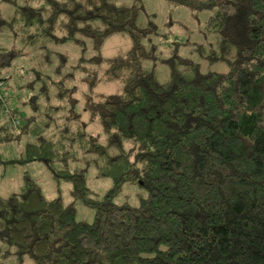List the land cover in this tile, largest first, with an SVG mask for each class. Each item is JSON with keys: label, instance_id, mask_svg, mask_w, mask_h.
Segmentation results:
<instances>
[{"label": "trees", "instance_id": "obj_1", "mask_svg": "<svg viewBox=\"0 0 264 264\" xmlns=\"http://www.w3.org/2000/svg\"><path fill=\"white\" fill-rule=\"evenodd\" d=\"M3 1L14 15L0 21V31L27 30L23 42L47 50L71 40L83 46L79 34L92 38L95 54L81 62L105 64L101 80L122 87L86 98L85 106L118 153L87 132L78 112L57 113L62 106L50 103V95L44 113L37 100L29 101L41 118L30 114L26 122L0 108V144L31 135L18 156L0 152V165L45 159L57 182H71L73 197L68 204L49 199L30 178L0 196V241L8 245L5 253L0 249V264L10 256L18 264L25 256L36 264H264V0H199L210 10L206 30L217 32L216 47L206 54L228 61L229 70L203 72L176 55L167 60L171 76L164 82L142 66L155 54L143 40L156 30L140 24L137 5ZM114 33L130 35L133 46L105 59L100 47ZM59 60L61 78L52 79L58 100L76 87L66 84L73 73L62 72L65 56ZM85 82L92 91L97 79ZM73 147L100 156L99 174L113 180L102 197L91 195L85 168L57 165ZM125 181L144 190L138 205L115 201ZM78 200L95 210L92 221L76 219Z\"/></svg>", "mask_w": 264, "mask_h": 264}, {"label": "rangeland", "instance_id": "obj_2", "mask_svg": "<svg viewBox=\"0 0 264 264\" xmlns=\"http://www.w3.org/2000/svg\"><path fill=\"white\" fill-rule=\"evenodd\" d=\"M82 1L87 2V0ZM17 2L35 4L36 0H17ZM118 2L128 6L137 5L140 24L146 26L152 23L155 26L156 31L150 35L151 41H149V38L143 40L148 48L154 47L155 54L153 57L143 60L142 66L154 71L160 82L166 81L171 76V67L167 60L176 55L199 63L203 72H228V61L223 59L211 60L206 54L209 53L210 49L216 47L217 32L206 30L205 26L210 10L201 6L199 0H118ZM13 8L10 3L0 0V21L13 17ZM22 33L27 34L28 31L17 30L16 33L10 29H1L0 31V47H7V49L0 48V108L10 109L20 119L19 121L26 122L24 117L27 115L35 114L40 117L38 112H35L28 104L29 101L36 102L37 100L41 105L40 111L44 113L45 106L49 104L46 96L50 95V103L62 106V110L55 111V113H69L72 118L78 115L76 114L78 112L81 119L86 122L87 132L94 134L100 143L107 145L109 152L118 153L120 150L118 147L109 145V134L101 120L94 118L85 108L87 105L86 98L92 100L94 98H104L119 91L122 87L120 82H104V80H101L105 64L81 62L83 56L91 57L95 54L93 39L79 34L78 37L82 39L83 44L85 43L83 46L71 40L50 44L49 50L42 46H37L35 49L23 42ZM32 38V36L31 38L27 36V42H30ZM38 42L43 43V40L39 39ZM132 46L133 40L130 35L114 33L107 36L103 41L100 52L106 59L122 55ZM48 52L52 53L48 54ZM60 54L66 58V66L63 67L62 72L73 73L70 77L71 80H68L66 84L68 87H76L72 90H66V92H69L65 93L67 97L58 100L55 99L58 86L53 83L52 79L59 80L61 78L58 72V69H60ZM46 55L47 60H45ZM49 76L51 77L49 78ZM95 79H97V84L95 83L91 87H94V89L89 91L90 86L85 81L91 82ZM12 109H17V112ZM4 114L0 111L1 118L4 117ZM5 120L6 118L3 121ZM30 136V134H27L22 136L21 140L2 142L0 152L3 157L18 156L25 143L31 139ZM70 142V139H68L67 143ZM129 147H131V144L125 143L127 151ZM131 158L133 161L134 155ZM100 162L99 155L78 147H73L65 160L56 161L59 167L67 164L66 167L71 170L85 168L87 184L93 197H102L113 185L110 176L99 174L98 163ZM26 178L35 181L49 199L60 196L66 204L73 201L71 182L67 180L57 182L45 159L9 164L6 167L0 165V196L9 195L14 190L19 189ZM143 193L144 190L137 182L125 181L120 192L115 196V201L138 205L140 195ZM94 215L95 210L93 208L87 206L81 200L76 202V219L92 221ZM7 246L3 241H0V249H5ZM4 249L3 253L6 252ZM3 260L5 261V259ZM6 260L9 264H18L13 256ZM21 264H36V262L30 256H25Z\"/></svg>", "mask_w": 264, "mask_h": 264}]
</instances>
